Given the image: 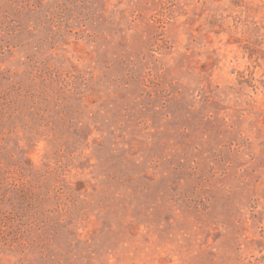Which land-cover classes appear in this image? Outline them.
I'll return each mask as SVG.
<instances>
[{"label":"rangeland","instance_id":"obj_1","mask_svg":"<svg viewBox=\"0 0 264 264\" xmlns=\"http://www.w3.org/2000/svg\"><path fill=\"white\" fill-rule=\"evenodd\" d=\"M0 264H264V0H0Z\"/></svg>","mask_w":264,"mask_h":264}]
</instances>
